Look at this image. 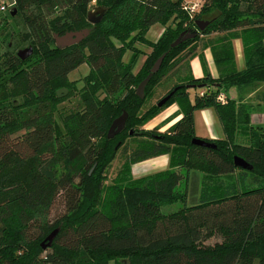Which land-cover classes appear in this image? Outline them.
I'll return each instance as SVG.
<instances>
[{
	"label": "trees",
	"instance_id": "obj_1",
	"mask_svg": "<svg viewBox=\"0 0 264 264\" xmlns=\"http://www.w3.org/2000/svg\"><path fill=\"white\" fill-rule=\"evenodd\" d=\"M65 1L18 0L20 10L30 11L33 54L23 60L16 52L0 53V88L4 82L10 87L9 94L0 89V101L11 98L0 103V264H264V125L251 123L253 104L219 100L233 86L254 92L264 84V0H201L194 14L185 10L187 0H97L105 14L96 25L87 21L92 0H69V12L49 20ZM197 21L207 22L203 30ZM156 24L165 29L153 42L147 34ZM83 29L90 33L81 43L56 46V35ZM235 40L243 44V70L237 68ZM138 44L151 51L135 73L144 54ZM206 49L218 78L210 73ZM126 51L132 53L127 63ZM163 55L142 98L138 88ZM196 57L202 78L192 73ZM84 64L91 67L88 86L76 110L58 122L57 90H73L69 75ZM101 89L107 98L99 101L95 93ZM256 101L264 109V93ZM172 105L178 111L168 122L145 129ZM205 109L215 111L226 135L202 138L216 148L193 144L200 138L195 113ZM124 113L125 129L109 139V128ZM239 136L248 143L236 142ZM121 151L122 165L108 183ZM164 155L168 169L133 176L134 165ZM236 156L252 170L237 167ZM193 167L208 174L197 203L189 204ZM182 182L184 206L164 213L166 202L180 200ZM60 196L66 210L51 223ZM57 229L51 247L43 249ZM216 234L222 241L208 243Z\"/></svg>",
	"mask_w": 264,
	"mask_h": 264
},
{
	"label": "rangeland",
	"instance_id": "obj_2",
	"mask_svg": "<svg viewBox=\"0 0 264 264\" xmlns=\"http://www.w3.org/2000/svg\"><path fill=\"white\" fill-rule=\"evenodd\" d=\"M18 0H5L6 3V9L2 10L0 9V53L4 54L6 52L9 53H19L20 51L27 50L31 47L32 41L28 36V26H27V20L29 21L31 19L30 16V11L27 13L25 11L20 10V6L17 3ZM64 4H66L65 7H62V9H58L55 11L54 15L48 16V19L52 18H57V17H62L66 13L69 12L71 4L69 3V0L65 1ZM17 11L18 15L17 17L12 16L13 11ZM33 10V9H31ZM4 26V27H3ZM164 26L160 24L154 25L148 32L147 38L150 41H157V39L160 37V35L164 31ZM21 36H23L26 40L22 41ZM22 41V42H21ZM235 42V41H234ZM141 50L144 51V54H141L138 59V63L135 66L134 72L137 73L141 68L143 63L145 62L146 55L151 51L148 47L138 44L137 45ZM146 54V55H145ZM132 53L131 51H126L124 56H123V61L125 63L129 62L131 60ZM29 64V63H28ZM27 64H24L25 66ZM245 67V64L243 65V68ZM243 68H239L240 70ZM91 67L87 64H84L80 66L78 69L70 73L69 75V80L71 83H74L73 90H69L67 88H61L63 90H66L67 94H62L63 97L59 101H55V108H54V113H53V118L56 119L58 122H61V118L63 115L68 114L72 110H76L78 107V102L80 100V91L82 88L85 86H88V84L85 81V78L90 75ZM0 76H3L2 74ZM1 90L7 89L6 92L8 93L10 87L8 82H4V86L0 88ZM57 90V93L59 90ZM232 89V90H231ZM234 90H239L237 86L231 87L228 91H224L227 96L231 97ZM260 91L258 94L263 93L264 89V84H261L259 87ZM195 93V91H192L191 93ZM9 94V93H8ZM58 95V94H57ZM96 99L101 101L104 98H107L106 93L101 89L97 90L95 93ZM11 98L9 95L0 101V103H9ZM166 110V109H165ZM256 110V109H255ZM254 110V111H255ZM262 110V109H258ZM256 110V111H258ZM164 112V111H163ZM162 112V113H163ZM161 113V114H162ZM159 115V119H156L155 121L151 122L149 125L145 127L146 130H152L154 128L162 126L163 123L168 122V120H165L162 123H159L162 118V115ZM62 124V123H61ZM63 125V124H62ZM164 127V126H163ZM170 128V127H169ZM110 129V128H109ZM167 130V129H166ZM166 130H162V127L160 130H158L161 133H164ZM22 133V132H20ZM19 133V134H20ZM17 135V134H15ZM15 135H12L16 137ZM13 137V138H14ZM204 138V137H200ZM236 142L238 143H248L246 138H243L242 136L237 137ZM124 160V154L123 151H121L115 161L112 163L111 167L108 170V183H111L113 181L114 177L116 176L118 170L120 169L122 162ZM157 171H152L151 173L154 174ZM184 173V172H183ZM208 174L207 169L203 168H198V167H193L191 169V183H190V197H189V204H195L197 203V199L200 197L201 193V188H202V180L204 179L205 175ZM135 177V176H134ZM142 177V176H140ZM139 178V177H135ZM185 183L182 182L180 186L178 187L177 191L180 193V200L177 201L176 203H168L166 202L163 206V212L164 213H172L180 210L184 205L182 201L183 197V189H184ZM66 210V205H65V198L63 196H60L59 198L56 199L55 203L53 204L51 210H50V215H49V221L51 223L55 222V220L59 219ZM222 241V237L219 234H216L212 238L208 240V243L214 245L215 243H220ZM122 260H117V261H111L110 264H123ZM124 264H128L125 263Z\"/></svg>",
	"mask_w": 264,
	"mask_h": 264
},
{
	"label": "crops",
	"instance_id": "obj_3",
	"mask_svg": "<svg viewBox=\"0 0 264 264\" xmlns=\"http://www.w3.org/2000/svg\"><path fill=\"white\" fill-rule=\"evenodd\" d=\"M234 47H235L237 68L238 70H240L239 68L240 67L243 68V65L245 64L242 41L235 40ZM204 56L207 60L210 73L212 74L214 78H218L219 72L214 62L212 51L210 49H206L204 52ZM191 69H192V73L194 77L202 78L204 76V69L202 67V63L199 57H196L191 61ZM259 91H260L259 88L256 89L254 92L249 91V90H244L240 92L238 90L233 89L234 93L232 94L231 97L224 94L226 93L224 91H223V94L221 95L224 98H226V100L228 98L233 99V100H243L242 102L253 104L256 110L262 109L258 111L256 110L253 111L251 115V123L253 125H264V109L262 108L263 106H260L258 104L259 102L256 101V96ZM194 96H195V93L193 92L191 94L192 99ZM177 111H178L177 105H172L171 107L167 108L161 114L162 118L161 120H158L160 121L159 123L164 122L165 120H167L168 118L176 114ZM180 118L181 116L174 119L173 121H170L169 123L164 125V127H162V130L168 129L173 124H175ZM156 119H159V116L156 117L151 122L155 121ZM195 129H196V135L198 137H204L207 139H214V140L224 139L226 137L223 126L220 120L218 119L217 114L215 113L213 109H205V110L197 111L195 113ZM169 162H170L169 156L164 155V156L156 157V158L138 163L134 165L132 168L133 176L140 178V176L143 177V176L151 175L152 171H157V172L164 171L169 168Z\"/></svg>",
	"mask_w": 264,
	"mask_h": 264
},
{
	"label": "water",
	"instance_id": "obj_4",
	"mask_svg": "<svg viewBox=\"0 0 264 264\" xmlns=\"http://www.w3.org/2000/svg\"><path fill=\"white\" fill-rule=\"evenodd\" d=\"M97 13H100V17L93 21L90 19L91 22H93L94 24L98 23L104 16L105 14V10L99 9L97 10ZM91 15V13H90ZM89 15V18H90ZM200 26V25H199ZM205 27V26H204ZM203 26H200L201 30H203L204 28ZM89 31L88 30H84V31H79V32H75V33H67L64 36H59L56 35L55 36V43L56 46L59 49H65L70 45L73 44H78L80 42H82L88 35H89ZM197 33V32H196ZM196 33H194L191 36H185L183 39H187L188 37H194L196 35ZM183 37V36H182ZM180 42V40H178L173 46H175L176 44H178ZM33 54V48H29L27 50L24 51H20L18 53V56L23 59L26 60L27 58H29L31 55ZM164 55L156 62V64L154 65V67L151 70V73L149 74V76L147 77L146 80H144V82L140 85V87L138 88V94L144 98V89L146 87V85L149 83L150 79L152 78V76L157 73L162 65V62L164 60ZM66 90H60L58 92V97H62V93H66ZM172 93L167 96L166 98H164L158 105L159 107L164 106L171 98ZM128 119V115L126 113H124L122 116H120L119 118H117L111 125L109 132H108V138L109 139H113L115 138L118 134H120L126 127V122ZM131 134H134V132L132 131ZM193 144L197 145V146H202V147H209V148H216V145H214L213 143H210L208 141H206L205 139L202 138H197L193 140ZM235 161V165L237 167H240L244 170H252L253 167L250 166V164L248 162H246L243 158L240 157H235L234 159ZM59 233V229L55 230L52 234H50L46 240L42 243V248L46 249L48 247H51L55 237L57 236V234Z\"/></svg>",
	"mask_w": 264,
	"mask_h": 264
},
{
	"label": "flooded vegetation",
	"instance_id": "obj_5",
	"mask_svg": "<svg viewBox=\"0 0 264 264\" xmlns=\"http://www.w3.org/2000/svg\"><path fill=\"white\" fill-rule=\"evenodd\" d=\"M18 3V2H17ZM100 8H98V5H97V0H92V3H91V5H90V9H89V11H88V13H87V21H88V23L89 24H91V25H96V24H98V23H96V24H94L93 22H91L90 21V19L91 20H93V21H95V20H97L99 17H100V13H97V10H99ZM90 13H91V15H90ZM17 15H18V12L15 10V11H13L12 12V16L13 17H17ZM89 15H90V18H89ZM197 24L198 25H200V26H206L207 25V22H205V21H197ZM84 30H88V29H83V30H80V31H84ZM89 32H90V30H88ZM81 43V42H80ZM73 45H76V44H73ZM73 45H70V46H68V47H71V46H73ZM67 47V48H68ZM66 49V48H65ZM61 90H63V89H61ZM60 91V90H59ZM58 91V92H59ZM58 94V93H57ZM62 94H67V93H62ZM62 97H63V95H62Z\"/></svg>",
	"mask_w": 264,
	"mask_h": 264
},
{
	"label": "built area",
	"instance_id": "obj_6",
	"mask_svg": "<svg viewBox=\"0 0 264 264\" xmlns=\"http://www.w3.org/2000/svg\"><path fill=\"white\" fill-rule=\"evenodd\" d=\"M201 3H202L201 0H187L185 10H187L191 14H194L196 11L199 10ZM1 9L2 10L6 9V3L5 2H3ZM219 100L222 103H226V98H224L222 95L219 97Z\"/></svg>",
	"mask_w": 264,
	"mask_h": 264
}]
</instances>
